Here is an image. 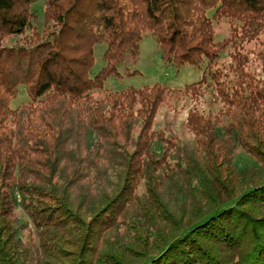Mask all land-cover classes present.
I'll list each match as a JSON object with an SVG mask.
<instances>
[{
    "label": "trees",
    "instance_id": "1",
    "mask_svg": "<svg viewBox=\"0 0 264 264\" xmlns=\"http://www.w3.org/2000/svg\"><path fill=\"white\" fill-rule=\"evenodd\" d=\"M37 1L0 0V264H264V0ZM147 35L201 77L106 89Z\"/></svg>",
    "mask_w": 264,
    "mask_h": 264
},
{
    "label": "rangeland",
    "instance_id": "2",
    "mask_svg": "<svg viewBox=\"0 0 264 264\" xmlns=\"http://www.w3.org/2000/svg\"><path fill=\"white\" fill-rule=\"evenodd\" d=\"M43 4L44 0H39L31 6L35 14L33 25L41 28L43 23ZM215 38L221 40L229 35L228 25L221 22L215 27ZM103 46L96 49V63L94 71L103 66L100 59ZM224 57V55L222 56ZM225 58V57H224ZM223 58V59H224ZM138 74L131 78L109 79L105 88L113 90H121L125 87L139 88L146 85L161 84L172 89H183L186 85L196 82L202 75L200 69H194L191 66H182L176 69L170 63L163 62L159 57V51L155 39L149 35L144 36L140 43V59L137 64ZM26 94L21 93L14 101L11 102V107L15 108L23 103H27ZM191 102L189 97H184L180 101H173V109L164 107L157 117L161 121L163 114L166 115V120L173 123L174 129L179 132H184L186 137L189 136L184 126L186 113L190 108ZM234 163L236 166L243 167L253 164V160L241 149H237L234 155Z\"/></svg>",
    "mask_w": 264,
    "mask_h": 264
}]
</instances>
